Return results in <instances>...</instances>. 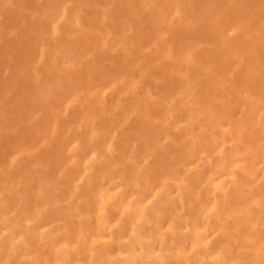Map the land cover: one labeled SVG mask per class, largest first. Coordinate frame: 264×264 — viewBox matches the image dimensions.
Returning a JSON list of instances; mask_svg holds the SVG:
<instances>
[{
	"label": "rangeland",
	"instance_id": "rangeland-1",
	"mask_svg": "<svg viewBox=\"0 0 264 264\" xmlns=\"http://www.w3.org/2000/svg\"><path fill=\"white\" fill-rule=\"evenodd\" d=\"M0 264H264V0H0Z\"/></svg>",
	"mask_w": 264,
	"mask_h": 264
},
{
	"label": "bare ground",
	"instance_id": "bare-ground-1",
	"mask_svg": "<svg viewBox=\"0 0 264 264\" xmlns=\"http://www.w3.org/2000/svg\"><path fill=\"white\" fill-rule=\"evenodd\" d=\"M145 6H146V5H145ZM164 23H165V22H164ZM257 49H258V48H257ZM260 65H261V64H260ZM192 83H193V82H192ZM213 87H214V86H213ZM239 87H240V86H239ZM239 87H238V88H239ZM235 91H236V90H235Z\"/></svg>",
	"mask_w": 264,
	"mask_h": 264
}]
</instances>
